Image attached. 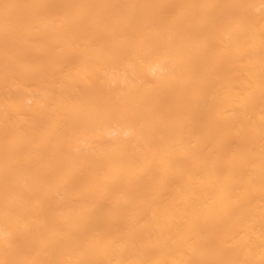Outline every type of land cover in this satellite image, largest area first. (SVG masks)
Listing matches in <instances>:
<instances>
[{
  "label": "bare ground",
  "instance_id": "bare-ground-1",
  "mask_svg": "<svg viewBox=\"0 0 264 264\" xmlns=\"http://www.w3.org/2000/svg\"><path fill=\"white\" fill-rule=\"evenodd\" d=\"M0 264H264V0H0Z\"/></svg>",
  "mask_w": 264,
  "mask_h": 264
}]
</instances>
